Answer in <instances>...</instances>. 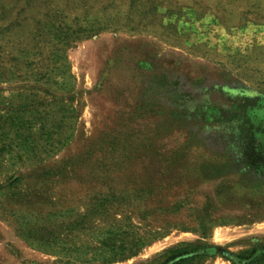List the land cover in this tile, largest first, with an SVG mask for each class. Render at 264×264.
I'll use <instances>...</instances> for the list:
<instances>
[{"label":"rangeland","instance_id":"obj_1","mask_svg":"<svg viewBox=\"0 0 264 264\" xmlns=\"http://www.w3.org/2000/svg\"><path fill=\"white\" fill-rule=\"evenodd\" d=\"M264 264V0H0V264Z\"/></svg>","mask_w":264,"mask_h":264},{"label":"trees","instance_id":"obj_2","mask_svg":"<svg viewBox=\"0 0 264 264\" xmlns=\"http://www.w3.org/2000/svg\"><path fill=\"white\" fill-rule=\"evenodd\" d=\"M252 252H253V251L249 252L246 256H245V255H244V256H243V255H242V256L239 255L238 257H239V258H244V259H246V260L248 261V262H247L248 264H249V263H252L253 260H252V258L250 259V255H251Z\"/></svg>","mask_w":264,"mask_h":264}]
</instances>
